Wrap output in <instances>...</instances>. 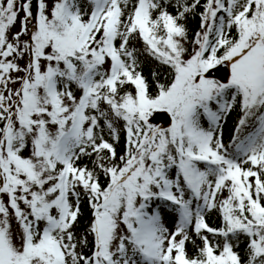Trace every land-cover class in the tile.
Here are the masks:
<instances>
[{
    "label": "snow or ice",
    "instance_id": "obj_1",
    "mask_svg": "<svg viewBox=\"0 0 264 264\" xmlns=\"http://www.w3.org/2000/svg\"><path fill=\"white\" fill-rule=\"evenodd\" d=\"M0 264H264V0H0Z\"/></svg>",
    "mask_w": 264,
    "mask_h": 264
},
{
    "label": "trees",
    "instance_id": "obj_2",
    "mask_svg": "<svg viewBox=\"0 0 264 264\" xmlns=\"http://www.w3.org/2000/svg\"><path fill=\"white\" fill-rule=\"evenodd\" d=\"M203 2H204V0H201V3H203ZM33 10L35 11V0H33ZM168 11L171 12L173 15L176 14V10L173 7H169ZM154 15H155V13H154ZM181 22L184 23L183 21H181ZM198 25H199V17L198 16L197 17H189V19L186 22V27L188 29V43H187V46L189 47V50L191 48V43L190 42H191V40L194 37V33L198 30ZM29 26H31V25H29ZM135 46L137 48L143 49V43L140 42V41L135 42ZM150 63L155 65L158 62L155 61V60H151ZM143 74L146 77H148V79L151 81L152 77L150 75L149 67L147 65L144 66V68H143ZM164 76H166V73L164 75H162L161 82L164 81ZM205 126H207L206 122H205ZM233 126H235V118H234V115H230L228 117L227 124L225 125V136H224V139H229L228 137L231 134L230 127H233ZM105 137L108 138L107 132L105 133ZM124 139H125V137H124V133L122 131L120 133L119 144L117 145L118 155L119 154H123L124 147H125ZM82 163L88 164L89 167L92 166L91 165V161L88 160V159L83 160ZM101 180H102V182H104V178L103 177H101ZM225 195H226V193H225ZM83 209H84V215L80 218L79 228L77 229L78 232L83 231L84 227L88 224L89 220L91 219V212L88 209V206H87L86 203L83 205ZM206 220L210 224V226H217V225L221 224V220L219 219V217L215 213L210 214L209 216H207ZM192 238L196 239V243L197 244L200 243V241L194 235H193ZM89 239H91V237H89ZM243 247H244V245L241 244V246H240L241 253H242ZM196 251H197L196 247L191 243V247L188 250V253L190 255H194L196 253Z\"/></svg>",
    "mask_w": 264,
    "mask_h": 264
},
{
    "label": "rangeland",
    "instance_id": "obj_3",
    "mask_svg": "<svg viewBox=\"0 0 264 264\" xmlns=\"http://www.w3.org/2000/svg\"><path fill=\"white\" fill-rule=\"evenodd\" d=\"M21 15H23V13H21ZM20 29V23L17 22L16 25L11 29V32L12 33H15L17 31H19ZM25 61L24 60H21L20 63L23 65ZM13 76H15V73H13ZM9 87L11 88H16V87H19V84H10ZM162 118V116H161ZM161 118H159V121L162 123L166 122L168 123L169 121L167 120V117L164 116L163 120H161ZM169 125V124H168ZM30 154V149L28 151L25 152V155H29ZM6 199V198H5ZM23 207V205H21ZM166 223H168V226L171 228L172 227V224L170 222H167L166 220ZM11 227H12V230L13 232H17L19 230V225L17 224V222L15 221V219H12L11 220Z\"/></svg>",
    "mask_w": 264,
    "mask_h": 264
},
{
    "label": "water",
    "instance_id": "obj_4",
    "mask_svg": "<svg viewBox=\"0 0 264 264\" xmlns=\"http://www.w3.org/2000/svg\"><path fill=\"white\" fill-rule=\"evenodd\" d=\"M218 71H213L212 77L220 80H224L226 77L230 78V66L228 64L217 66Z\"/></svg>",
    "mask_w": 264,
    "mask_h": 264
}]
</instances>
